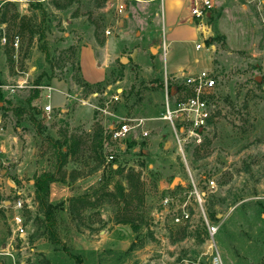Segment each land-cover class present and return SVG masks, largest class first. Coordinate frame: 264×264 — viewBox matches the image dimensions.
Here are the masks:
<instances>
[{
  "label": "rangeland",
  "instance_id": "1",
  "mask_svg": "<svg viewBox=\"0 0 264 264\" xmlns=\"http://www.w3.org/2000/svg\"><path fill=\"white\" fill-rule=\"evenodd\" d=\"M154 1H0V126L19 140L15 154L0 155V249L11 236L4 181L20 177L30 195L41 173L57 180L49 189L52 226L36 202L25 209L26 238L14 244L13 259L0 254V264H208L197 211L217 225L223 264H264V0H212L204 17L212 44L195 51L189 39L170 47L176 57L182 50L200 60L208 54L199 71H211L217 83L201 142L181 146L160 120L166 99L172 103L182 86L164 68V25ZM86 43L103 68L100 82L81 78ZM38 86L55 89L49 116L40 96L47 90ZM122 121L142 123L114 141L108 129ZM175 177L184 184L171 188ZM193 187L204 202L188 224H174L171 211L159 216L162 199L190 195ZM71 197H83L85 208L71 211ZM123 219L137 229L117 223Z\"/></svg>",
  "mask_w": 264,
  "mask_h": 264
},
{
  "label": "built area",
  "instance_id": "2",
  "mask_svg": "<svg viewBox=\"0 0 264 264\" xmlns=\"http://www.w3.org/2000/svg\"><path fill=\"white\" fill-rule=\"evenodd\" d=\"M192 6L190 7V15L199 36L202 41L195 44V49L200 50L205 47V42L209 39L210 29L204 23V17H208L210 10L213 8L212 0H190ZM116 12L124 13V4H116ZM205 29L208 32H205ZM14 45H17L15 41ZM163 54L166 53L167 47L162 45ZM174 80L179 81L183 87L182 95L175 97V100L170 103L168 99L165 101L164 109L161 113L160 120L168 123L173 131L174 138L179 146L188 143L189 141L201 142V136L206 131L208 121L213 114L214 105L212 103V96L216 89L217 83L215 76L211 71L202 70L198 72H189L187 69H180L172 74ZM41 90H47L45 93L44 105L42 112L49 116L53 111L54 106L51 104V87L38 86ZM173 90V89H171ZM178 95V93H177ZM111 98L118 100L119 95H112ZM1 122V121H0ZM140 123L130 125L126 121L120 122L117 126H111L109 130L110 138L114 141L122 142L126 139L132 129L140 126ZM143 136H147V131H142ZM18 137L4 133L3 127L0 126V155L8 154L12 156L18 148ZM14 149V150H13ZM114 159L113 155L108 157V160ZM15 162V161H13ZM20 179V180H19ZM18 181L10 179L5 180V186L9 188L11 193L10 199L2 200L3 208L11 210V213H6V222L11 232L4 247L0 249V254L8 256L13 259L14 244L17 240L24 241L27 233V225L25 223L23 211L31 209L32 200L25 192V182L19 177ZM210 185L213 182L210 181ZM29 192V191H28ZM204 194L198 191L195 187L191 194L183 197H165L161 201L162 209L159 216L163 213L172 212V222L176 225L188 224L194 216L195 206L201 207L204 202ZM192 197L193 206L190 198ZM198 216L202 218L205 226L207 239L206 254L208 256V264H223L215 245V235L217 233V225L208 223L204 217L203 211H197ZM159 219V218H158ZM162 220V218H160Z\"/></svg>",
  "mask_w": 264,
  "mask_h": 264
},
{
  "label": "crops",
  "instance_id": "3",
  "mask_svg": "<svg viewBox=\"0 0 264 264\" xmlns=\"http://www.w3.org/2000/svg\"><path fill=\"white\" fill-rule=\"evenodd\" d=\"M1 3L7 2H19L20 0H0ZM32 1V0H29ZM154 1V0H153ZM158 1L161 16L160 24L163 23L164 31L161 35L162 40L161 44L164 47H167L166 53L164 56V68L167 73L173 74L180 69H187L189 72H198L202 68H205V62L207 63V56H204L201 60L198 56H193L189 58L187 54L182 50L180 56H175L174 53L169 52L170 47L181 48L189 39H192V43H198V41L193 40L196 35H199L197 29L194 26V23L190 15V7L192 3L190 0H155ZM154 1V2H155ZM161 45V49H162ZM175 49H173L174 51ZM95 48L86 43L83 45L79 51V67L80 75L83 80L88 83L100 82L104 79V71L102 67H99L97 64V57ZM165 61L169 62V69L165 67ZM55 90V89H54ZM53 90V91H54ZM53 91H51V100L53 99ZM55 92L59 93L60 91L56 90ZM46 91L40 94L41 101L46 102L45 100ZM60 94V93H59ZM35 100L38 101L36 98ZM59 100H55L58 102ZM51 102V101H50ZM54 102H51L53 104ZM28 196H30L33 205L34 201V191H29ZM72 198V197H71ZM50 201V200H49ZM37 204V203H36ZM8 214V212H6ZM11 213V211H10Z\"/></svg>",
  "mask_w": 264,
  "mask_h": 264
},
{
  "label": "trees",
  "instance_id": "4",
  "mask_svg": "<svg viewBox=\"0 0 264 264\" xmlns=\"http://www.w3.org/2000/svg\"><path fill=\"white\" fill-rule=\"evenodd\" d=\"M8 3H12V2H8ZM212 41L213 39H209L205 42V44L209 46L210 44H212ZM87 86L89 85L87 84ZM168 90L170 91L171 88H169ZM183 90H184L183 87H180L179 95H182ZM3 103H4V98L0 91V105H2ZM69 147L70 145L64 148L65 152H62V151L60 152L63 158L68 156V151L70 150ZM111 170L113 172H116L118 169L115 170L114 166L111 165ZM56 181L57 180L55 179L54 175L50 171L43 172L33 179L34 198L38 206V211L43 214V221H46L50 226H52L54 222V211L53 210L55 209V206L53 205V203L49 202V189H50V185ZM68 203H69V209L71 211H77L78 209L85 208V204H86L85 201L83 200V197H72L68 200ZM128 222L131 223V226L134 230L137 229V227L133 225L132 223L133 221L131 220L123 219V220H119L117 223H128ZM48 229L50 230V227H48ZM71 256L75 257L74 255H71ZM78 261H81V260L78 259Z\"/></svg>",
  "mask_w": 264,
  "mask_h": 264
},
{
  "label": "water",
  "instance_id": "5",
  "mask_svg": "<svg viewBox=\"0 0 264 264\" xmlns=\"http://www.w3.org/2000/svg\"><path fill=\"white\" fill-rule=\"evenodd\" d=\"M174 183H180L181 185L184 184V182L180 179V178H177L175 177L171 183V188L173 187Z\"/></svg>",
  "mask_w": 264,
  "mask_h": 264
}]
</instances>
